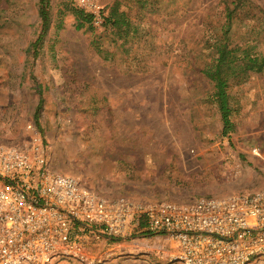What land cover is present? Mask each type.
<instances>
[{"label":"rangeland","instance_id":"rangeland-1","mask_svg":"<svg viewBox=\"0 0 264 264\" xmlns=\"http://www.w3.org/2000/svg\"><path fill=\"white\" fill-rule=\"evenodd\" d=\"M232 1L49 0L33 46L38 0H0V143L40 137L50 168L112 196L188 202L263 188L264 69L230 80L227 135L202 72L234 7L229 44L264 55V0ZM112 14L120 29L104 24ZM131 233L60 264H158V251L169 261L165 237Z\"/></svg>","mask_w":264,"mask_h":264},{"label":"built area","instance_id":"built-area-1","mask_svg":"<svg viewBox=\"0 0 264 264\" xmlns=\"http://www.w3.org/2000/svg\"><path fill=\"white\" fill-rule=\"evenodd\" d=\"M134 227L166 236L171 264H251L264 259V187L188 202L112 196L50 168L40 137L0 143V264L81 260Z\"/></svg>","mask_w":264,"mask_h":264},{"label":"trees","instance_id":"trees-1","mask_svg":"<svg viewBox=\"0 0 264 264\" xmlns=\"http://www.w3.org/2000/svg\"><path fill=\"white\" fill-rule=\"evenodd\" d=\"M241 0H233L234 6ZM39 15L42 21V29L38 39L33 43V46L39 44L48 30L51 23V16L49 11V0H38ZM234 9H228L227 12V25L222 28L223 39L218 40L214 47V55L211 64L203 69L207 78L214 83L213 98L218 104L221 119L223 123L222 134L227 135L234 129V122L232 120L233 109L230 105V95L228 93L229 82L233 76L247 77L249 72H261L264 69V55L250 54L251 44L249 43L246 48L241 49L237 45H230L229 32L231 30V20L233 19ZM77 18L83 22L92 23L94 15L91 12L85 11L83 8L78 7L75 10ZM110 23L114 28L120 29L121 24L125 23L124 19H117L113 14L105 17V23ZM127 23V22H126ZM81 26L79 23L77 27ZM238 69V73H234ZM42 101H40L39 107Z\"/></svg>","mask_w":264,"mask_h":264},{"label":"crops","instance_id":"crops-1","mask_svg":"<svg viewBox=\"0 0 264 264\" xmlns=\"http://www.w3.org/2000/svg\"><path fill=\"white\" fill-rule=\"evenodd\" d=\"M144 228V227H143ZM141 229V230H143L144 232H147L146 230H144V229ZM149 233V232H148ZM153 234V233H152ZM158 235H160L161 237H165L166 238V240L167 241H169L170 242V245L172 246V248H173V244H172V242L166 237V236H164V235H162V234H158ZM166 240L163 242V243H166ZM164 251V250H163ZM165 252V251H164ZM158 254L161 256V257H163V259L162 260H159L160 261V263L158 262V264H171L169 261H168V259L165 257V255L162 253L161 254V251H158Z\"/></svg>","mask_w":264,"mask_h":264}]
</instances>
